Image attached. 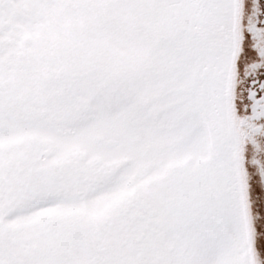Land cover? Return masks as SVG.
I'll use <instances>...</instances> for the list:
<instances>
[{
  "label": "snow or ice",
  "instance_id": "snow-or-ice-1",
  "mask_svg": "<svg viewBox=\"0 0 264 264\" xmlns=\"http://www.w3.org/2000/svg\"><path fill=\"white\" fill-rule=\"evenodd\" d=\"M0 264H264V0H0Z\"/></svg>",
  "mask_w": 264,
  "mask_h": 264
}]
</instances>
